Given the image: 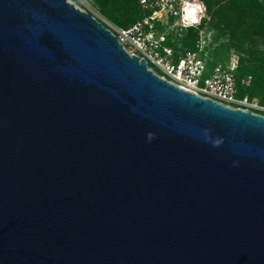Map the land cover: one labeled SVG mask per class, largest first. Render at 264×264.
I'll list each match as a JSON object with an SVG mask.
<instances>
[{
    "label": "water",
    "instance_id": "water-1",
    "mask_svg": "<svg viewBox=\"0 0 264 264\" xmlns=\"http://www.w3.org/2000/svg\"><path fill=\"white\" fill-rule=\"evenodd\" d=\"M0 264H264V116L68 0H0Z\"/></svg>",
    "mask_w": 264,
    "mask_h": 264
},
{
    "label": "built area",
    "instance_id": "built-area-1",
    "mask_svg": "<svg viewBox=\"0 0 264 264\" xmlns=\"http://www.w3.org/2000/svg\"><path fill=\"white\" fill-rule=\"evenodd\" d=\"M144 15L128 27L98 19L129 55L144 59L146 67L168 83L232 109L264 116L256 98L238 96L233 67L212 60L209 32L200 27L205 10L198 0H138ZM189 28L197 30L185 44ZM241 83L250 84V77Z\"/></svg>",
    "mask_w": 264,
    "mask_h": 264
},
{
    "label": "trees",
    "instance_id": "trees-1",
    "mask_svg": "<svg viewBox=\"0 0 264 264\" xmlns=\"http://www.w3.org/2000/svg\"><path fill=\"white\" fill-rule=\"evenodd\" d=\"M97 13L119 27H128L144 15L138 0H84ZM209 16L208 26L216 28L220 34H227L233 40H254L264 42V0H198ZM206 24L202 20L200 27ZM197 35V30L189 28L185 44L190 45ZM238 49L239 46L233 45ZM215 63L219 52L211 53ZM233 71L236 80L237 95L256 98L264 106V51L249 50L246 55L234 56ZM250 77V84L241 83L243 78Z\"/></svg>",
    "mask_w": 264,
    "mask_h": 264
},
{
    "label": "rangeland",
    "instance_id": "rangeland-1",
    "mask_svg": "<svg viewBox=\"0 0 264 264\" xmlns=\"http://www.w3.org/2000/svg\"><path fill=\"white\" fill-rule=\"evenodd\" d=\"M73 3L76 7L90 12L95 18L101 19L99 14L97 13L96 9L91 7L86 1L84 0H68ZM204 19L206 22V30L209 32V36L211 37V46L212 52H219L220 57H218V61L223 64H229L233 67L234 63V56L246 55L247 51L249 50H262L264 51V42L260 38H255L254 40L251 39H244L243 41L233 40L228 37L227 34H220L216 28H210L208 26L209 16L204 14ZM234 44L239 46L238 49L234 48Z\"/></svg>",
    "mask_w": 264,
    "mask_h": 264
}]
</instances>
